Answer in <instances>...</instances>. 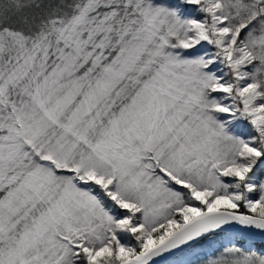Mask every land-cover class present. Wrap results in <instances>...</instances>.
Returning <instances> with one entry per match:
<instances>
[{
	"label": "snow or ice",
	"instance_id": "snow-or-ice-1",
	"mask_svg": "<svg viewBox=\"0 0 264 264\" xmlns=\"http://www.w3.org/2000/svg\"><path fill=\"white\" fill-rule=\"evenodd\" d=\"M0 264H264V0H0Z\"/></svg>",
	"mask_w": 264,
	"mask_h": 264
}]
</instances>
